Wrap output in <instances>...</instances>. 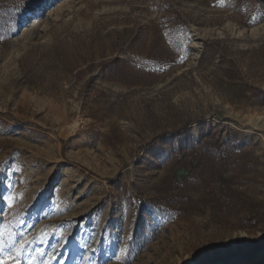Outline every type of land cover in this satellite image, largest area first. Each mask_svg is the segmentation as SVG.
<instances>
[{"label": "rangeland", "instance_id": "obj_1", "mask_svg": "<svg viewBox=\"0 0 264 264\" xmlns=\"http://www.w3.org/2000/svg\"><path fill=\"white\" fill-rule=\"evenodd\" d=\"M5 257L264 264V0H0Z\"/></svg>", "mask_w": 264, "mask_h": 264}, {"label": "snow or ice", "instance_id": "obj_2", "mask_svg": "<svg viewBox=\"0 0 264 264\" xmlns=\"http://www.w3.org/2000/svg\"><path fill=\"white\" fill-rule=\"evenodd\" d=\"M22 247L23 245H21V248ZM16 254L19 255V250H17ZM117 259H119V257H117ZM0 264H18V262L11 257H5L3 259H0Z\"/></svg>", "mask_w": 264, "mask_h": 264}]
</instances>
